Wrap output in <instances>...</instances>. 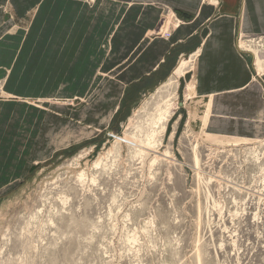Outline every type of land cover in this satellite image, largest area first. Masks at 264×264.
<instances>
[{
	"label": "rangeland",
	"instance_id": "obj_1",
	"mask_svg": "<svg viewBox=\"0 0 264 264\" xmlns=\"http://www.w3.org/2000/svg\"><path fill=\"white\" fill-rule=\"evenodd\" d=\"M235 45L263 75L264 33ZM180 76L129 90L108 121L94 88L17 96L0 79V264H264V136L206 133Z\"/></svg>",
	"mask_w": 264,
	"mask_h": 264
},
{
	"label": "crops",
	"instance_id": "obj_2",
	"mask_svg": "<svg viewBox=\"0 0 264 264\" xmlns=\"http://www.w3.org/2000/svg\"><path fill=\"white\" fill-rule=\"evenodd\" d=\"M169 14L180 22L162 36ZM238 30L264 33V0H0V79L17 96H69L94 88L96 98L109 104L108 121L129 90L158 86L182 57L197 51L179 80L190 86L186 94L199 107L202 129L229 137L227 143L259 138L264 73L256 76L236 48ZM7 104L0 101V120ZM6 173L2 151L0 186Z\"/></svg>",
	"mask_w": 264,
	"mask_h": 264
},
{
	"label": "bare ground",
	"instance_id": "obj_3",
	"mask_svg": "<svg viewBox=\"0 0 264 264\" xmlns=\"http://www.w3.org/2000/svg\"><path fill=\"white\" fill-rule=\"evenodd\" d=\"M191 57H192L191 54L188 57H182L179 60L178 64L174 67L172 74H174L176 76L185 74V72L188 71L189 68L191 67ZM157 108H158V110L155 109V113L151 116L149 131L153 127H155L154 123H159L164 118V116L168 110V103L165 102V104L163 105V109L159 108V107H157ZM169 108H170V106H169ZM150 133L151 132H149L148 136L150 135ZM152 133L154 134L153 131H152Z\"/></svg>",
	"mask_w": 264,
	"mask_h": 264
},
{
	"label": "built area",
	"instance_id": "obj_4",
	"mask_svg": "<svg viewBox=\"0 0 264 264\" xmlns=\"http://www.w3.org/2000/svg\"><path fill=\"white\" fill-rule=\"evenodd\" d=\"M179 20L178 18H176L174 15H168L164 18V21L162 22V28L160 31H158V33H160V35L162 36H168L169 35V25L170 26H177L179 25Z\"/></svg>",
	"mask_w": 264,
	"mask_h": 264
}]
</instances>
